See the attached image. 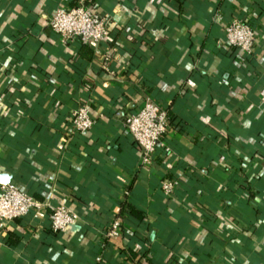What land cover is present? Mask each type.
Returning a JSON list of instances; mask_svg holds the SVG:
<instances>
[{
  "label": "crops",
  "instance_id": "0c3cea01",
  "mask_svg": "<svg viewBox=\"0 0 264 264\" xmlns=\"http://www.w3.org/2000/svg\"><path fill=\"white\" fill-rule=\"evenodd\" d=\"M80 1L0 0V174L38 202L0 222V264H264V0H85L111 28L97 46L48 25ZM233 19L251 53L226 45ZM146 99L169 114L150 166L124 125ZM56 205L78 215L62 232Z\"/></svg>",
  "mask_w": 264,
  "mask_h": 264
},
{
  "label": "built area",
  "instance_id": "2783aa9c",
  "mask_svg": "<svg viewBox=\"0 0 264 264\" xmlns=\"http://www.w3.org/2000/svg\"><path fill=\"white\" fill-rule=\"evenodd\" d=\"M48 25L60 36L62 42L78 38L84 43L99 45L110 38L111 28L106 17L81 0L69 8H58L49 17ZM225 43L245 53H251L256 42V32L248 22L233 19L223 26ZM104 61L109 59V52L103 54ZM260 101L264 105V84L260 90ZM74 132L89 131L94 120L90 117L86 105H80L70 117ZM124 125L140 150L141 164L152 165L156 151L163 146L162 138L169 125L167 110L157 102L146 99L141 107L130 112L124 118ZM177 180L163 179L161 191L165 196L173 193ZM38 202L12 182L0 184V222L11 221L26 216ZM51 210V228L62 232L78 219L77 213L66 205L49 206ZM122 218L117 216L105 231L108 240L120 236Z\"/></svg>",
  "mask_w": 264,
  "mask_h": 264
},
{
  "label": "trees",
  "instance_id": "16d2710c",
  "mask_svg": "<svg viewBox=\"0 0 264 264\" xmlns=\"http://www.w3.org/2000/svg\"><path fill=\"white\" fill-rule=\"evenodd\" d=\"M150 38L151 39H149V40L152 41L153 38L152 37H150ZM167 114H168V112H167ZM168 119H169V114H168ZM178 185H179V181H177V184L174 187L173 193L176 191ZM125 210L127 211V213L129 215L135 217L136 219H138V220H142L143 219V212L139 208H137L134 204H132L131 202L124 201V202L121 203V212L125 211Z\"/></svg>",
  "mask_w": 264,
  "mask_h": 264
},
{
  "label": "water",
  "instance_id": "95a60500",
  "mask_svg": "<svg viewBox=\"0 0 264 264\" xmlns=\"http://www.w3.org/2000/svg\"><path fill=\"white\" fill-rule=\"evenodd\" d=\"M10 176L7 174H0V184L8 183Z\"/></svg>",
  "mask_w": 264,
  "mask_h": 264
}]
</instances>
